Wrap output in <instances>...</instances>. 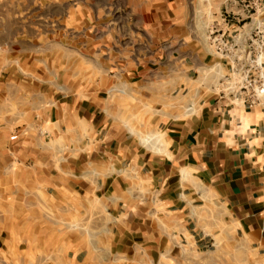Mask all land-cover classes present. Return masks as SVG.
<instances>
[{
  "label": "crops",
  "instance_id": "0c3cea01",
  "mask_svg": "<svg viewBox=\"0 0 264 264\" xmlns=\"http://www.w3.org/2000/svg\"><path fill=\"white\" fill-rule=\"evenodd\" d=\"M54 7L0 0V264H264V0Z\"/></svg>",
  "mask_w": 264,
  "mask_h": 264
},
{
  "label": "rangeland",
  "instance_id": "374dc122",
  "mask_svg": "<svg viewBox=\"0 0 264 264\" xmlns=\"http://www.w3.org/2000/svg\"><path fill=\"white\" fill-rule=\"evenodd\" d=\"M38 2L43 4L46 2V0H38ZM54 2V34L55 38H59L62 34H66L67 36L78 35L80 14L83 24L90 28L91 31L87 29V32L90 34H93L94 27L100 23L98 20L100 15L102 16L103 24L106 26L110 25L111 20H113L115 24H118L119 26L125 24L127 19L132 17V13L134 15V21L138 22L140 21L143 14V5H146L147 3L150 4V2H153V0H54ZM63 3L66 5L65 9L67 11L68 9L71 10V19L63 16ZM80 6L84 7L81 9V11H79ZM13 9L14 8L10 3L7 4L6 11L4 12L5 15L9 16L13 12ZM17 30L19 31V28L15 27L14 25L8 27L9 33L11 31L16 33ZM257 31H259V33L262 35L264 34V28L261 29V32L259 29Z\"/></svg>",
  "mask_w": 264,
  "mask_h": 264
},
{
  "label": "built area",
  "instance_id": "2783aa9c",
  "mask_svg": "<svg viewBox=\"0 0 264 264\" xmlns=\"http://www.w3.org/2000/svg\"><path fill=\"white\" fill-rule=\"evenodd\" d=\"M252 83H254V81ZM263 91H264V74L262 73L260 74V77H259V84L257 86L256 92L261 93Z\"/></svg>",
  "mask_w": 264,
  "mask_h": 264
}]
</instances>
